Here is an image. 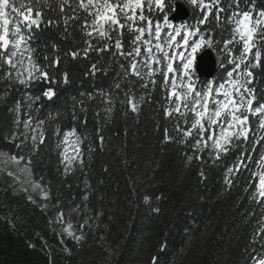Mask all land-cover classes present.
Listing matches in <instances>:
<instances>
[{"label": "snow or ice", "instance_id": "obj_1", "mask_svg": "<svg viewBox=\"0 0 264 264\" xmlns=\"http://www.w3.org/2000/svg\"><path fill=\"white\" fill-rule=\"evenodd\" d=\"M179 2L192 10L193 23L186 19L174 24L169 19L177 11V0H0V104L6 103L13 91L21 94L8 108L12 128L4 136L19 154L0 150V163L18 167V173L9 171L8 176L17 180L21 184L19 190L26 194L29 188L23 185L29 184L32 194H27L28 202L46 211L53 199L51 181L45 183L43 176L20 181L19 175L32 176L33 157L50 143L57 157L56 173L64 182L77 171L85 173L86 161L92 159L95 148L103 150L104 125L111 122L117 105L110 90L80 92L79 97H71L67 116L70 124L62 125V112L57 109L53 113L47 106L59 95L61 86L71 83L67 63L87 61L84 77L107 78L114 73L112 87L123 92L119 105L126 115H138L159 83L164 92L163 116L176 121V136L165 127L163 140L190 149L185 166L203 163L205 158L218 163L235 154L223 171L225 190L235 187L241 175L247 173L243 190L249 203L260 209V215L243 260L244 264H264V92L253 86L255 70L264 69V3ZM45 25L58 29L62 26L65 39L76 46L65 50L54 40L46 42L41 58L32 46L33 33ZM217 29L226 36L217 39ZM74 31L80 33L79 42ZM126 32L130 37L127 42ZM203 49L216 53L225 74L222 79L206 80L198 87L193 65ZM137 83L146 90L138 97ZM97 97L102 107L93 108L91 102ZM45 110L47 115L41 118ZM90 113L95 121L94 134L82 135L80 129L87 128ZM25 147L27 156L23 154ZM199 175L205 177L203 168ZM83 183L81 202L72 209L78 218L82 216L78 227L71 220V213L66 219L62 202L55 198L53 207L58 211L55 220L48 223L61 225L56 232L61 245L65 244V237L80 244L85 239V229L92 231L104 216L102 207L89 206L93 190L87 178ZM144 199L147 202L149 197ZM152 211L158 213L160 208L153 207ZM248 215H255V210ZM63 251L71 255L67 246ZM152 264H159L158 256L153 257Z\"/></svg>", "mask_w": 264, "mask_h": 264}, {"label": "trees", "instance_id": "obj_2", "mask_svg": "<svg viewBox=\"0 0 264 264\" xmlns=\"http://www.w3.org/2000/svg\"><path fill=\"white\" fill-rule=\"evenodd\" d=\"M193 22L191 15L189 23ZM74 35L79 42L80 33L74 31ZM33 36L32 46L38 49L37 55L41 58L46 42L54 40L65 50L76 46L65 39L62 26L58 29L45 25L34 30ZM216 36L222 39L226 33L217 29ZM129 38L126 32L125 41ZM104 59L107 62V54ZM85 64L87 61L67 63L71 83L60 87L59 95L48 104L47 110L55 113L59 109L64 116L60 122L66 126L70 124L67 116L71 97H79L84 91L110 90L117 105L111 122L104 125L103 150L97 146L92 159L86 161L85 173L77 171L67 182L56 173L53 144L33 157L32 176L20 178L25 181L43 176L45 183L51 181L53 199L48 202L46 211L28 202L26 196L32 194L29 184H24L29 188L26 194L19 190L21 184L8 176L5 167L10 163H0V264H152L156 256L159 264H244V249L260 209L249 203L248 194L243 190V177L247 173H243L230 190L223 186L225 165L231 164L235 154L218 163L205 158L203 163L195 162L186 167V153L190 149L163 140L165 127L176 136V121L163 116L164 92L160 84L151 92V99L146 98L138 115L130 112L126 115L119 105L123 92L112 87L114 73L107 78L102 75L84 77ZM61 67L63 69L64 65ZM225 67H228L226 61ZM255 72L253 86L264 92V69L258 68ZM224 74L219 69L212 79H222ZM205 82L199 80L198 87ZM135 90L137 97L146 91L138 83ZM20 95L13 91L7 102L0 104V150L16 154L18 150L7 143L4 136L12 128L8 108ZM99 99L97 97L90 106L102 107ZM47 110L42 111L41 118L47 115ZM94 130L95 121L90 113L87 128H81L80 132L94 134ZM27 152L25 147L23 154L27 156ZM201 168L205 177L199 175ZM85 178L93 190L89 206L102 207L104 216L92 231L85 229V239L80 244L65 237V244L61 245L56 235L61 225L48 223L55 220L58 211L53 207L55 198L59 197L62 202L66 219L71 213L70 218L78 227L82 216L78 218L72 209L81 202ZM145 196L149 197L147 202ZM35 198L39 201L38 193ZM153 207H159L160 211L153 212ZM253 210L255 215L249 216ZM64 246L71 249V255L63 251ZM162 247L165 250L162 251Z\"/></svg>", "mask_w": 264, "mask_h": 264}, {"label": "water", "instance_id": "obj_3", "mask_svg": "<svg viewBox=\"0 0 264 264\" xmlns=\"http://www.w3.org/2000/svg\"><path fill=\"white\" fill-rule=\"evenodd\" d=\"M177 11L173 12L169 19L176 23L178 21L184 22L190 17V12L185 5L177 1ZM219 64L217 63L216 53L210 49H204L200 52L195 60V70L198 78L210 79L218 70Z\"/></svg>", "mask_w": 264, "mask_h": 264}, {"label": "rangeland", "instance_id": "obj_4", "mask_svg": "<svg viewBox=\"0 0 264 264\" xmlns=\"http://www.w3.org/2000/svg\"><path fill=\"white\" fill-rule=\"evenodd\" d=\"M176 64L179 65V60L176 61ZM193 71H194V65H193ZM178 84H179V81H178ZM20 167H22V166H20ZM5 169H7L8 172H9V171H12V172H17V173H18V167H17L15 164H13V163H10L9 165H7V166L5 167ZM8 172H7V173H8ZM20 176H22V177L25 178L26 175H24V174H20V175H19V179H21ZM21 180H22V179H21ZM22 181H23V180H22ZM24 186L26 187V185H24Z\"/></svg>", "mask_w": 264, "mask_h": 264}]
</instances>
